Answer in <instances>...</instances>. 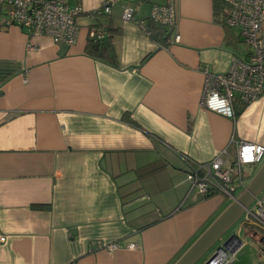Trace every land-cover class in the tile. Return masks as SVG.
<instances>
[{"label":"crops","instance_id":"crops-1","mask_svg":"<svg viewBox=\"0 0 264 264\" xmlns=\"http://www.w3.org/2000/svg\"><path fill=\"white\" fill-rule=\"evenodd\" d=\"M65 2L82 9L73 46L0 25V264H173L231 201L191 189L180 156L225 151L227 168L239 142L264 146V97L234 99V119L200 106L205 73L225 74L248 47L217 0H173L178 43L163 28L164 43L151 38L166 0L108 15L95 13L103 0ZM92 28L112 54L87 52Z\"/></svg>","mask_w":264,"mask_h":264},{"label":"built area","instance_id":"built-area-1","mask_svg":"<svg viewBox=\"0 0 264 264\" xmlns=\"http://www.w3.org/2000/svg\"><path fill=\"white\" fill-rule=\"evenodd\" d=\"M66 0H0V6L5 9V19L0 25L15 26L26 29L31 37H48L53 43H63L67 46L76 44L80 28L76 23L82 9L70 8ZM122 0H103L96 14H110L111 8ZM227 8L226 25L236 28L239 37L248 47L245 60L233 57L225 74L211 75L205 73V83L200 106L206 111L234 119L233 100L242 105L264 97V0H219ZM133 9L123 10L124 21H131ZM149 19L164 30L167 43H178L180 36L173 33L175 29V10L173 0H166L165 6H153ZM104 33L92 28L89 39L101 41ZM218 153L210 163H193L185 155L182 161L189 171L186 175L191 189L204 197L211 192H219L233 201L246 186L243 168L264 162V146L239 142L236 148V158L230 167L222 168ZM239 192V193H240ZM242 222L248 229L264 234V190L244 209ZM0 242L4 238L0 237ZM238 237L231 238L225 247L221 244L209 256L206 264H232L236 254L243 247ZM117 244L107 247L114 251ZM133 248V246H129Z\"/></svg>","mask_w":264,"mask_h":264},{"label":"water","instance_id":"water-1","mask_svg":"<svg viewBox=\"0 0 264 264\" xmlns=\"http://www.w3.org/2000/svg\"><path fill=\"white\" fill-rule=\"evenodd\" d=\"M262 190H264V163L260 165L239 195L173 264H196L241 217L244 209ZM233 237H235L234 234L229 235L221 246L225 247ZM209 258L203 264H206Z\"/></svg>","mask_w":264,"mask_h":264},{"label":"rangeland","instance_id":"rangeland-1","mask_svg":"<svg viewBox=\"0 0 264 264\" xmlns=\"http://www.w3.org/2000/svg\"><path fill=\"white\" fill-rule=\"evenodd\" d=\"M262 163L264 162H261L260 164H256L253 166L251 173H248L247 178L245 179L246 184L250 181V179L256 173V171L258 170V168ZM239 192L237 194H239ZM230 203L231 201L226 199L223 209L226 206H228ZM232 234L236 235L238 239L242 243H244L243 247L239 250V252L235 256L234 259L235 263L233 262L232 264H260L259 256L264 258V242L262 241L259 242V240L264 239V234L260 232H256V235L252 236L249 229L243 225L241 217L230 227V229L221 237V239L196 264H202V262L204 263L205 260L212 254V252L220 244H222L229 235Z\"/></svg>","mask_w":264,"mask_h":264},{"label":"trees","instance_id":"trees-1","mask_svg":"<svg viewBox=\"0 0 264 264\" xmlns=\"http://www.w3.org/2000/svg\"><path fill=\"white\" fill-rule=\"evenodd\" d=\"M217 4H219L221 1L217 0ZM223 3V2H222ZM220 5V4H219ZM151 32V38L157 43H164L165 38L163 37L162 28L160 27H149ZM104 33V32H103ZM87 52L91 55H97L102 56L105 53H113L112 46L110 45V40L105 37L101 41H95V40H89L87 44ZM249 231L251 233H256L255 230L249 228Z\"/></svg>","mask_w":264,"mask_h":264}]
</instances>
